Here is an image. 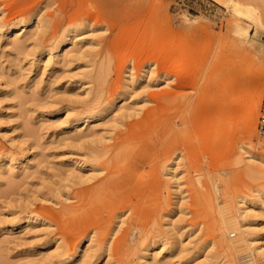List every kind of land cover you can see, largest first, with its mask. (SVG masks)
I'll use <instances>...</instances> for the list:
<instances>
[{
  "label": "rangeland",
  "instance_id": "374dc122",
  "mask_svg": "<svg viewBox=\"0 0 264 264\" xmlns=\"http://www.w3.org/2000/svg\"><path fill=\"white\" fill-rule=\"evenodd\" d=\"M256 1L236 13L213 0H0V264H63L73 249L67 264L264 261ZM22 20L19 42L3 34ZM74 34L81 49L56 58ZM102 181L118 187L89 196L103 205L85 231L77 199Z\"/></svg>",
  "mask_w": 264,
  "mask_h": 264
},
{
  "label": "bare ground",
  "instance_id": "6f19581e",
  "mask_svg": "<svg viewBox=\"0 0 264 264\" xmlns=\"http://www.w3.org/2000/svg\"><path fill=\"white\" fill-rule=\"evenodd\" d=\"M214 1H216L218 4H221L222 6H225V7H229L230 5H232V7H234V8H239L241 5H245L246 6V4H247V1L246 0H235V1H233V0H230V1H225V0H214ZM256 3H258L259 4V8H260V21H261V29L264 31V0H258V2L256 1ZM242 7L241 8H239L238 9V12H236V13H239V12H241L242 10ZM258 12V11H257ZM122 18V17H121ZM32 23H34V22H32ZM80 23V22H79ZM19 24H20V26L18 27V28H16V29H14V27H11V26H8V27H6V28H4L3 29V34L4 35H8L10 32L11 33H14V35H15V37H14V42H19V36L23 33L24 34V32H25V30H23L24 29V27H25V25L27 24V22L26 21H24V20H22V21H20L19 22ZM35 26H34V28L35 27H39L40 26V24H42L41 23V21L39 22V19H35ZM36 29H38V28H35V30ZM23 31V32H22ZM73 32L74 31H76V29H73L72 30ZM71 36H69V38H66V39H63V41H61L59 44H58V46H56V48H55V51H54V53H55V57L57 58V57H60L61 59H65V58H67L69 55H70V53L71 52H73V51H76V50H79V49H81V47H77L78 45H79V43L83 40L81 37H77L75 34L70 38ZM67 40H69V44H71V47H69L68 48V46L66 45V41ZM18 44V43H17ZM68 44V43H67ZM251 58V57H250ZM256 58H258V57H256ZM251 60V59H250ZM261 61L263 62L264 61V57L261 59ZM255 62H256V59H255ZM251 63H253V61H251ZM251 65H253V64H251ZM248 71V70H247ZM180 74H182V72L180 71V67L178 66V65H175L173 68H172V70H171V73H170V76H169V78L170 79H172V80H177V79H179L180 78ZM237 81H238V78H235V81L234 82H232V84H231V86L232 87H234L235 85H236V83H237ZM240 81V80H239ZM253 87H252V90H251V92H252V94H253V92H256L257 91V82L255 81L254 82V84L252 85ZM260 101H259V97H257V100H254V99H252V101L249 103L250 104V107H248V109L245 111V116H244V118L245 119H247V120H245V122H249V127H253V125H254V122H253V120H252V118H251V113L253 112V109H254V107L256 106V105H258V103H259ZM112 105H113V103H110L109 105H107V106H105V107H103L99 112H97V111H92L91 109L90 110H88V111H86V112H84V115H77V116H74L73 117V119L71 120V121H69L68 122V126H72V127H79V126H81V125H83V124H85L86 122H88L89 120H91V119H98L100 116H102V114H103V112L104 111H107V110H109L111 107H112ZM230 107V106H229ZM89 123H87V125H88ZM92 132V130H88V134L89 133H91ZM86 133V134H87ZM85 134V135H86ZM81 136L80 135H78V138H80ZM254 137H256V136H253V139H254ZM256 139V138H255ZM262 144V143H261ZM263 146V145H262ZM264 148V147H263ZM93 154H95V153H93ZM93 154L92 153H88V156H90V158H93ZM107 154H108V152H107ZM96 155V154H95ZM117 155L119 156V154L117 153ZM108 156V155H107ZM111 156H114V154H112ZM95 157V156H94ZM97 157V156H96ZM100 158H101V156H100ZM88 159H89V157H88ZM72 162L73 163H75L76 161H73L72 160ZM89 161L88 160H83L81 163H80V165H82V164H85V163H88ZM112 162H114V161H112ZM111 162V163H112ZM78 164V163H77ZM262 164L264 165V162H262ZM91 165V164H90ZM108 167V166H107ZM106 167V168H107ZM123 178V177H122ZM103 183H101V186H97V187H95V188H93L92 190H87L88 192H87V194L85 193V197H79L77 200L80 202V200L82 201V202H80L81 204L80 205H77L76 207L77 208H82V210H83V213H84V216H82V218L81 219H79V223H84V224H86V227H85V231H87L88 230V227H93V228H98L99 226H97V225H95V223H94V219H95V217L97 216V214L99 213H97V211H98V209H99V206H102L101 204L98 206V205H96L95 203L93 204V201H92V204H90V202H91V199H90V197L91 196H95V195H97V198L98 199H100V202L102 203L103 202V198H102V200H101V197L99 198V196L102 194L103 196L102 197H107L108 198V200L110 199V197H111V195H113V193L115 192V190H114V188H116V187H118V185H117V182L115 183L116 184V187H115V184L114 183H112V182H114V181H112L110 184H109V182H107L106 181V183H104V181H102ZM106 185H108V187L106 186ZM109 189V191L107 190V189ZM108 192H107V191ZM92 194H94V195H92ZM91 195V196H90ZM257 195H258V193H257ZM262 195V194H261ZM90 196V197H89ZM134 196H136V194H134ZM259 198H260V192H259ZM137 197V196H136ZM94 198L96 199V196L95 197H93L92 199L94 200ZM106 198V199H107ZM120 197L118 196V197H116V199L118 200ZM258 198V199H259ZM243 199V198H242ZM112 200V198L110 199V201ZM123 200V199H122ZM260 200V199H259ZM246 202V201H245ZM263 202V201H262ZM262 202H260V203H262ZM99 203V202H98ZM104 203H105V201H104ZM90 204V206H88ZM87 205V207L85 208V206ZM241 207L240 208H244V205H243V201H241L240 202V204H239ZM243 205V206H242ZM84 208V209H83ZM36 219V217L35 216H33V215H30V214H26V215H24L23 217H22V223H28V222H32V221H34ZM248 223H245V224H241V227L244 229H247L248 230V225H247ZM249 230H250V227H249ZM230 233V232H229ZM228 233V234H229ZM248 233V232H247ZM251 235V234H250ZM240 239V238H239ZM245 239V238H244ZM254 239V238H253ZM253 239H249V240H246V241H248V245H251V247L253 248V250L256 252V253H262L261 252V250H262V246L260 245V241L259 240H253ZM241 241H242V239H241ZM241 241H239V242H241ZM244 241V240H243ZM79 242H80V240L77 242L78 244H79ZM232 241H230V243H231ZM234 242V241H233ZM230 243H228V244H230ZM234 244V243H233ZM230 247L233 249V247L230 245ZM237 247V246H236ZM243 247V246H242ZM226 248H228V247H226ZM243 249V248H242ZM227 250H229V249H227ZM234 250V249H233ZM239 250H241L240 248H239ZM236 251V250H235ZM75 252H76V249H73L72 251H70V252H68V253H66L65 255H64V258H63V260H62V263L63 264H67L72 258H73V256L75 255ZM234 252V251H233ZM238 253V252H237ZM234 255H236L235 253H234ZM249 255V256H248ZM244 256H248V257H250L251 256V254H246V255H244ZM244 256H240L238 259H241V258H243ZM264 257V256H263ZM251 257H250V260H243L242 262H241V264H250L251 262ZM262 261V260H261ZM256 264H264V261H262V262H258V263H256Z\"/></svg>",
  "mask_w": 264,
  "mask_h": 264
},
{
  "label": "built area",
  "instance_id": "2783aa9c",
  "mask_svg": "<svg viewBox=\"0 0 264 264\" xmlns=\"http://www.w3.org/2000/svg\"><path fill=\"white\" fill-rule=\"evenodd\" d=\"M256 128H257V132L260 136L261 143L264 147V89L262 92Z\"/></svg>",
  "mask_w": 264,
  "mask_h": 264
},
{
  "label": "crops",
  "instance_id": "0c3cea01",
  "mask_svg": "<svg viewBox=\"0 0 264 264\" xmlns=\"http://www.w3.org/2000/svg\"><path fill=\"white\" fill-rule=\"evenodd\" d=\"M214 1V0H213ZM216 2V1H215Z\"/></svg>",
  "mask_w": 264,
  "mask_h": 264
}]
</instances>
